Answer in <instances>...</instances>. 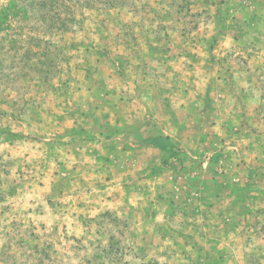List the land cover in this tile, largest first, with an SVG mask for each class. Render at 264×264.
<instances>
[{
	"label": "rangeland",
	"instance_id": "374dc122",
	"mask_svg": "<svg viewBox=\"0 0 264 264\" xmlns=\"http://www.w3.org/2000/svg\"><path fill=\"white\" fill-rule=\"evenodd\" d=\"M0 264H264V0H0Z\"/></svg>",
	"mask_w": 264,
	"mask_h": 264
},
{
	"label": "trees",
	"instance_id": "16d2710c",
	"mask_svg": "<svg viewBox=\"0 0 264 264\" xmlns=\"http://www.w3.org/2000/svg\"><path fill=\"white\" fill-rule=\"evenodd\" d=\"M40 1V0H39ZM44 1V0H43ZM38 2V1H37ZM40 6V5H39ZM162 140V139H161Z\"/></svg>",
	"mask_w": 264,
	"mask_h": 264
}]
</instances>
